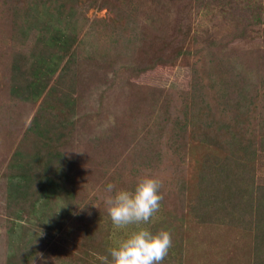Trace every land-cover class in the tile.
I'll use <instances>...</instances> for the list:
<instances>
[{
	"label": "rangeland",
	"instance_id": "1",
	"mask_svg": "<svg viewBox=\"0 0 264 264\" xmlns=\"http://www.w3.org/2000/svg\"><path fill=\"white\" fill-rule=\"evenodd\" d=\"M56 18L67 29L54 25ZM237 18L247 23L248 37L230 41L222 28ZM33 19L35 29L22 31L28 38L17 42L19 27ZM57 28L75 41L59 50L61 66L48 74L49 61L35 53L56 52L47 42ZM246 50L264 53V0H0V264H111L109 250L138 226L113 225L105 186L132 190L145 174L162 180L163 200L139 227L171 232L162 264H262L257 249L264 252V234L258 235L255 210L264 155L221 179L216 169L203 171L204 157L211 152L218 159L221 150L163 129L160 119L170 96L178 97L175 107L192 89L205 88L194 76L197 61L216 66L219 57L232 61ZM15 62L27 79L42 80L40 94L27 98L29 91L9 89ZM258 115L246 122L256 126ZM36 122L64 136L59 169L66 170V189H77L71 196L53 191L46 178L58 146L43 143L32 131ZM182 141L189 145L170 155L175 175L163 176L168 147ZM20 152L28 156L18 158ZM16 165L30 173L26 196L13 189Z\"/></svg>",
	"mask_w": 264,
	"mask_h": 264
},
{
	"label": "trees",
	"instance_id": "2",
	"mask_svg": "<svg viewBox=\"0 0 264 264\" xmlns=\"http://www.w3.org/2000/svg\"><path fill=\"white\" fill-rule=\"evenodd\" d=\"M64 5L65 3H60L58 8L66 14ZM70 8H72V6L69 5L68 10ZM57 13L59 17H62L60 11ZM50 14L53 15L52 13ZM25 18L26 17L23 16L21 21L27 24L28 20ZM56 19L59 22L54 25H60L62 30L67 29L66 26H62L60 19ZM35 21L36 20L33 19V22H30L27 28L23 27L24 30L19 27L17 30L19 40L16 39L17 42L28 38L25 34H29L30 30L35 29L34 27L37 25ZM233 23L235 24L233 27L230 25L226 28H222V30H226L227 35L231 39L230 41L237 38L234 37L235 34L239 37L247 38V23L241 21L240 18H237ZM62 30L57 28L56 33L49 38V43L47 42L50 47H55L56 52H50L45 55L42 53L43 50H41L38 51L39 53H35V57L40 59L42 63H47L49 61L45 70L48 74L55 73L61 66L62 56L59 50L65 45L70 47L72 42L75 41V35L68 34L67 36ZM22 31H24L25 34H21ZM72 34H74V29ZM229 37L227 38L228 42ZM213 46L216 47V44ZM37 47H39V45ZM252 52L253 51L246 50L243 54L239 53L233 55L232 61L228 62H224L223 56L219 57L216 66L210 62L208 66L205 65L203 67V65H199L197 61V63L194 64V76L198 77L201 83L204 82L205 88H194L191 92H188L184 98H180V108L178 104L175 105V107L171 106L175 101L178 103V97L170 96L166 102L165 111L160 114V119L163 122V129L171 130L177 134V136L179 134L186 136L190 133L191 143L198 145L207 143V145L205 144L207 148H216V151H222L218 159L217 157L213 158L210 155L211 152H208L209 157H204L205 166H203V171L206 173L208 167L209 169L207 171H214L216 169V174L220 176L221 179L223 178L225 180L233 178L235 175L234 172L241 166H245L247 160L253 161L264 155V98L261 96V93L264 92V53H259L257 56V53ZM158 59L159 58L154 59L153 63ZM64 67L65 66H63V71L66 70ZM11 69L12 77L9 89H11L12 92L19 95L22 90H26V92L29 91L30 93H27V98L35 97L40 94L42 87L39 88L38 86L42 83L41 79L40 81L35 79V82L34 80L31 81V79H27L25 77V71L17 62H15V65ZM211 71L213 73L212 78L210 77ZM172 93H176V91L169 92V94ZM259 99L261 100L262 106L257 109ZM251 105L253 109L250 111ZM187 111H191V116H187ZM257 113H259V115L258 120L255 122L256 126H252L250 124L257 119ZM206 118H208V122H205L204 119ZM247 119H250V124L246 122ZM40 124L36 122L32 131L42 138L43 143L58 146V148H55L58 150L49 158L50 162H48V166L44 173L50 176L46 178H49L51 181L53 191L64 190L66 194L71 196L73 195V191H77V189L72 187L66 189L64 183L66 170L59 169V165L62 162V154L59 150L60 147L63 146L61 144L64 136L60 135L58 127L52 130L50 127ZM188 128H190V132L185 133V130H188ZM204 132H206V134H204ZM161 137L162 136L158 138V141ZM183 142L184 141L178 144V148L173 149L168 147L166 157H169H167L164 163L165 172L162 169L163 176L165 174L175 175L176 166L174 164L176 163L170 155L175 151L184 150L185 144L187 146L189 145L188 143L183 145ZM89 153L92 154V151L88 152V154ZM27 156V152H20L18 154V158H26ZM54 159L56 164L52 165ZM261 163L264 164V162ZM16 168L20 169L18 170L20 171L19 174L16 173L20 183L17 182L13 185L14 192L20 193L21 190H23V194L26 196L30 192L29 189H31V183L28 184V180L31 179L28 176L30 173L28 169H25L22 165L18 167L16 165ZM246 176H248V172H246ZM250 180H254L252 173ZM262 192L263 193L260 194L259 206H257L255 210L259 236L264 234V190ZM260 243L264 244V237ZM263 253L262 249H257L258 256L263 257ZM262 259L261 263L264 264V258Z\"/></svg>",
	"mask_w": 264,
	"mask_h": 264
},
{
	"label": "clouds",
	"instance_id": "3",
	"mask_svg": "<svg viewBox=\"0 0 264 264\" xmlns=\"http://www.w3.org/2000/svg\"><path fill=\"white\" fill-rule=\"evenodd\" d=\"M161 189L162 180L151 174L139 177L132 190L117 188L111 182L105 186L104 203L113 225L121 229L138 226L109 250L111 264H162L168 255L173 245L169 230L153 232L147 227H139L148 223L160 209Z\"/></svg>",
	"mask_w": 264,
	"mask_h": 264
}]
</instances>
